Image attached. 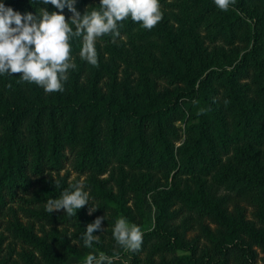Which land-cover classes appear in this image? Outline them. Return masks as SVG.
Here are the masks:
<instances>
[{
  "label": "trees",
  "instance_id": "1",
  "mask_svg": "<svg viewBox=\"0 0 264 264\" xmlns=\"http://www.w3.org/2000/svg\"><path fill=\"white\" fill-rule=\"evenodd\" d=\"M0 2L22 15L59 11L39 0ZM160 5L154 29L128 18L115 43L98 39V66L81 59L74 37L76 68L63 92L0 75V218L26 247L0 264H85L95 251L121 252L118 215L138 227L144 218L142 170L173 176L151 193L159 214L128 264H264V0H236L226 12L214 0ZM75 7L83 15L100 0ZM62 14L71 21L67 7ZM144 44L152 50L143 56ZM207 176L227 194L208 197ZM77 183L89 204L76 216L46 211L48 199ZM174 207L189 213L181 225L169 223ZM104 217L105 233L101 226L85 247L87 226Z\"/></svg>",
  "mask_w": 264,
  "mask_h": 264
},
{
  "label": "clouds",
  "instance_id": "2",
  "mask_svg": "<svg viewBox=\"0 0 264 264\" xmlns=\"http://www.w3.org/2000/svg\"><path fill=\"white\" fill-rule=\"evenodd\" d=\"M44 5H52L59 11L49 13L42 9L39 15L20 14L0 2V75L19 74L23 82L35 84L46 93L63 92L68 80V71L75 69L72 58L71 41L82 38L80 57L93 66H98L96 41L111 36L113 43L120 37L119 26L131 18L142 28L154 29L163 19L160 0H100V10H92L81 15L75 5L77 0H39ZM222 11H228L236 0H214ZM67 7L73 13L69 22L63 10ZM73 26L75 31H73ZM10 86V85H9ZM60 184L55 180V187ZM73 190H64L58 199H48L45 209L52 214L65 210L67 216H76L78 211L89 204V193L84 185H71ZM97 209L92 206L89 214ZM104 218H97L87 226L82 239L84 246L91 248L98 240L93 233L101 230ZM113 236L125 251L141 249L143 233L136 225H130L120 218L113 228ZM114 259L100 253L97 258L89 254L85 264H114Z\"/></svg>",
  "mask_w": 264,
  "mask_h": 264
},
{
  "label": "rangeland",
  "instance_id": "3",
  "mask_svg": "<svg viewBox=\"0 0 264 264\" xmlns=\"http://www.w3.org/2000/svg\"><path fill=\"white\" fill-rule=\"evenodd\" d=\"M143 48H140V51L142 53H140V55H143V52L148 53L152 50V48L148 45V44H144V46H142ZM144 56V55H143ZM177 126H182L181 123L177 122ZM67 168H70L69 166ZM64 171H61V174H63ZM138 174H143L145 176H147L149 178L148 183L146 184V186H144L142 188V192L144 194V205H143V211H144V218L142 220V224L141 226H139V228L141 229L142 232L152 228L155 224V220L157 215L159 214L158 209H156V207L153 205L152 200H151V193L154 190H158L162 187L165 186V184L167 183V181H171L172 180V176H173V172H169L168 175V179H166L163 175L158 174L153 172L152 170H142V171H138ZM109 175V173L106 174V177ZM77 177V174H75L74 172H70V179H74ZM80 179L82 180L83 177H80ZM206 184H205V189L206 192L208 194V197H213V198H217L220 196H223L225 194H227L226 190L223 187H219L217 185H215L210 176L206 177ZM242 205H244L242 203ZM176 212V217L174 219H172L171 221H169L170 224L173 225H181V223L184 221V219H186L189 215V213L181 211L179 213L178 211V207H174ZM248 212L250 211V208L247 207ZM120 218H124V216H122L121 214L118 215V219ZM126 219V218H124ZM5 218H0V224L2 223L1 227H0V248H1V252H0V257H7L8 255H11L12 259H17V254L19 252H21L24 248H26L24 245H22L20 242L14 240L9 233L4 229V221ZM127 220V219H126ZM24 223H33L35 226V230H41L42 229V223L41 222H37V221H32V220H28L26 221V219H23ZM127 222L130 225H134L131 222H129L127 220ZM204 223L208 224L207 220H204ZM211 227H214V225L209 224ZM102 233L104 234L106 231V227L102 221ZM48 228V226H47ZM40 233V232H38ZM198 234V230L196 228L190 229L186 232V237L187 238H194L196 237ZM98 255L100 253H103L102 251H95ZM119 256V259H114V264H128L131 261L132 258V253L131 251H125L124 249L121 252H118L116 255H113L111 257L115 258L116 256ZM107 256V255H106ZM259 256L261 257L262 254L260 253ZM79 262L77 257H68L62 261H60L58 264H77ZM256 264H261V261H258Z\"/></svg>",
  "mask_w": 264,
  "mask_h": 264
}]
</instances>
